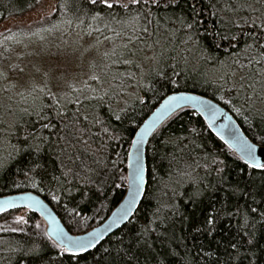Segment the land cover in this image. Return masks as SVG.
I'll list each match as a JSON object with an SVG mask.
<instances>
[{"label":"trees","instance_id":"16d2710c","mask_svg":"<svg viewBox=\"0 0 264 264\" xmlns=\"http://www.w3.org/2000/svg\"><path fill=\"white\" fill-rule=\"evenodd\" d=\"M38 1L0 0V24ZM109 3L59 0L43 28L107 43L93 83L8 95L2 67L23 53L15 38L0 35V49L8 43L0 51V196L41 194L75 234L104 221L125 196L134 135L168 93L207 95L252 140L264 137V0ZM147 160L136 213L97 247L63 252L41 216L15 209L0 215V264H153V256L160 264H264V169L249 167L189 108L154 133ZM213 208L220 210L214 232H197Z\"/></svg>","mask_w":264,"mask_h":264},{"label":"rangeland","instance_id":"374dc122","mask_svg":"<svg viewBox=\"0 0 264 264\" xmlns=\"http://www.w3.org/2000/svg\"><path fill=\"white\" fill-rule=\"evenodd\" d=\"M58 2L39 0L26 15L8 18L0 24V35L15 38L17 44L13 48H19V53H23L21 59L18 53L13 52L14 57L10 58L6 67H2L5 68L3 84L11 86L8 95L26 99L34 95V89L44 86L56 93L67 89V86L93 83L100 79L101 69L96 68L95 71L93 66H99L96 62L99 55L105 53L106 42L98 43L94 37L85 34H66L63 27L47 34L43 31ZM21 44L26 52L20 50ZM7 45L1 47V53ZM2 87L6 91L4 85ZM18 217H23L18 221H26V211L21 210Z\"/></svg>","mask_w":264,"mask_h":264},{"label":"water","instance_id":"95a60500","mask_svg":"<svg viewBox=\"0 0 264 264\" xmlns=\"http://www.w3.org/2000/svg\"><path fill=\"white\" fill-rule=\"evenodd\" d=\"M177 93H183L187 96L198 98L195 102L197 104V107H193V101H176L173 102L172 107H162L168 96ZM199 101H204L208 104L214 105L215 116L213 117L212 113L205 112L200 109ZM176 104H179L180 107H175ZM186 108L192 109L199 115H201L208 124L209 128L239 157L244 156L242 147L245 145L246 142L257 144L258 147L255 153L256 160L260 163H264V146H261V144L255 142L246 134V132L243 130L242 126L238 122L237 118L226 106H224L217 100L201 93L188 90H177L168 93L162 98L160 103L142 122V124L139 126L134 135L133 140L139 139V137H137V132H140L142 128L146 130L143 137V143L139 146V158L143 166V180L140 184V195L137 197L136 203L131 205V207L129 208L131 214L129 215L127 220L120 219L119 217L123 212L124 207L126 206L125 202L128 197L129 173L134 170L133 168L129 167V155L127 166V190L125 196L104 221H102L100 224L96 225L85 233L75 234L71 232L64 224L54 207L41 194L30 190L1 195L0 204H2V206L6 210L0 211V215L15 209H28L41 216V218L46 224L47 235L56 244L71 243L73 245H79L87 244V242L91 240L93 244H95V247H97L103 240L116 233L133 218L134 214L136 213L138 207L140 206L145 196L148 186L147 147L149 141L151 140L154 133L163 124H165L176 113ZM158 109L160 110L159 113L157 112ZM154 114H156L155 117ZM146 121L148 122L147 124L145 123ZM221 137H223V139ZM133 140L130 146L129 153L133 154L132 160L133 162H135V160L137 159V145L133 144ZM242 160L245 162L247 160V157ZM58 233L61 234V238L59 239L57 235ZM69 238L71 239L69 240ZM95 247L89 248L85 252H88L94 249Z\"/></svg>","mask_w":264,"mask_h":264},{"label":"snow or ice","instance_id":"6c2138e0","mask_svg":"<svg viewBox=\"0 0 264 264\" xmlns=\"http://www.w3.org/2000/svg\"><path fill=\"white\" fill-rule=\"evenodd\" d=\"M92 2L95 3L96 0H92ZM102 2L108 5V7H111L109 0H102ZM131 2L133 4H138L140 3V0H131ZM152 3H155L158 5L159 0H152ZM124 7H127V5H124ZM188 27L191 28L192 25L189 24ZM144 31H147V29H144ZM256 38L259 39L258 37ZM246 47H251V45H246ZM197 99L198 98L196 97L187 96L186 94H183V93H177V94L168 96L162 107H172L173 102H176V101H193L194 102L193 107H197V104L195 103ZM175 107H180V105L176 104ZM199 108L205 112L212 113L213 117L215 116V111H214L215 106L214 105L208 104L204 101H199ZM157 112L159 113L160 110L158 109ZM155 115L156 114H154V117ZM117 119H119V117H117ZM145 123L147 124L148 122L146 121ZM45 127H47V125H45ZM145 131L146 130L142 128L140 132H137V137H139V139L133 140V144L137 145V159L135 160V162H133L132 160L133 154L129 153V167L133 168L134 170L131 173H129L128 197L125 202L126 206L124 207V210L119 217L120 219H123V220L128 219L129 215L131 214L129 211V208L131 207V205L136 203V199L140 195V184L143 180V177H142L143 166L139 158V146L143 143V137H144ZM221 138L223 139V137ZM260 140H261V146H264V137L260 138ZM257 147L258 145L255 143L246 142L245 145L242 147L244 156H241L240 158L245 159V157H247V160L245 162L246 164H248L249 167L264 169V163H260L256 160L255 153H256ZM38 150L39 149L37 148V151ZM0 166H2V162H0ZM120 179L124 180L125 177L121 176ZM32 186L36 187V184H33ZM232 191L234 193L243 192V190L239 189L238 187H234ZM243 194L247 195V193H243ZM53 199L54 200L58 199V197L53 196ZM5 210L6 209L2 206V204H0V211H5ZM251 211L255 212L256 209H252ZM219 212H220L219 209L213 208L211 212L205 216L203 225L201 227H197L195 230L197 232H207L208 235H212V233L215 230L216 220L218 218ZM237 212H239V208L237 209ZM226 215L231 216L233 215V213H226ZM262 215H264V213H262ZM17 219L23 220V217H18ZM57 235H58V239L61 238V234L58 233ZM70 239L71 238H69V240ZM250 242L251 241H249V243ZM56 247L62 248L63 252L71 253L73 256H75L78 253L87 251L89 248L95 247V244H93V242L89 240L87 244L73 245L71 243H64V244H57ZM230 247L232 249H235L237 252H239V249L235 243H230ZM124 255H127V253L122 254L121 259H123ZM156 255H159V254H156ZM152 259H153V264H160V261L156 259V256H153ZM113 264H119V262L114 259ZM217 264H219V262H217Z\"/></svg>","mask_w":264,"mask_h":264}]
</instances>
